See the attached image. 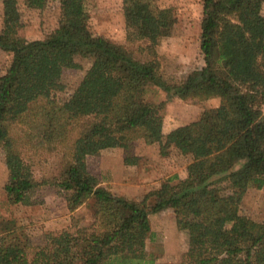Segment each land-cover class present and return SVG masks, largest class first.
<instances>
[{
  "label": "trees",
  "instance_id": "16d2710c",
  "mask_svg": "<svg viewBox=\"0 0 264 264\" xmlns=\"http://www.w3.org/2000/svg\"><path fill=\"white\" fill-rule=\"evenodd\" d=\"M19 1L1 0L0 51L12 55L0 75L5 201L31 206L39 187H51L70 213L91 201L92 222L33 244L16 220L0 218V264H159L146 250L149 217L167 209L178 224L196 220L180 264H264V221L235 208L237 191L264 186V0H201L203 66L180 82L160 71L158 47L177 24L175 9L162 0H121L126 44L92 32L86 0H60L57 27L26 39ZM22 1L38 9L48 2ZM75 57L91 65L58 102L50 75ZM150 88L163 99H147ZM213 98L219 105L204 119L164 137L167 103ZM139 140L157 144L161 157L172 147L187 164L184 179L163 180L136 200L103 187L87 156L113 142L133 166ZM34 156L59 161L56 174L37 180L27 161Z\"/></svg>",
  "mask_w": 264,
  "mask_h": 264
},
{
  "label": "rangeland",
  "instance_id": "374dc122",
  "mask_svg": "<svg viewBox=\"0 0 264 264\" xmlns=\"http://www.w3.org/2000/svg\"><path fill=\"white\" fill-rule=\"evenodd\" d=\"M59 1L48 0L42 9L19 1L18 8L26 39H42L57 27ZM162 3L175 9L177 24L172 35L163 40L158 47L160 71L166 79L180 82L190 72L203 66L199 51L202 2L162 0ZM86 7L90 17L89 26L93 33L106 36L115 43L126 44L121 0H86ZM1 26L0 0V28ZM127 47L134 50V54H139L135 52L133 46ZM11 58L10 53L0 51V75L8 68ZM90 65V59L75 57L71 66L60 67L51 73V80L58 88L56 94L58 102H64L72 94ZM146 97L159 102L164 95L160 90L150 88ZM214 103L213 99L167 103L163 110L164 137L176 127L204 119L206 114L215 108ZM134 153L138 158L137 163L127 166L123 163L122 150L116 144L99 143L90 149L87 168L111 193L136 200L157 188L163 180L174 176L177 180H182L186 175L187 161L172 147L167 157H161L157 144L146 145L139 140L135 142ZM27 161L32 163L37 180L56 174L59 168V161L54 159L45 162L34 156ZM5 179L6 170L0 158V218L16 220L18 225L24 227L33 244H45L62 230H74L77 226H87L92 222L91 201L70 213L62 193L51 187H39L34 193L31 206L8 205L2 191ZM235 208L240 215L253 221H264V186L260 190L249 188L237 191ZM149 219L151 236L147 241V252L152 254L159 264H180L189 237L196 231V220L178 224L171 209L151 215Z\"/></svg>",
  "mask_w": 264,
  "mask_h": 264
},
{
  "label": "crops",
  "instance_id": "0c3cea01",
  "mask_svg": "<svg viewBox=\"0 0 264 264\" xmlns=\"http://www.w3.org/2000/svg\"><path fill=\"white\" fill-rule=\"evenodd\" d=\"M199 69V68H198ZM196 70V69H195ZM210 100V99H209ZM213 100H214V104H215V108L219 105V99H217V98H213ZM208 101V100H207ZM263 112H264V108H263ZM185 177H186V175H185ZM185 177H183V179L185 178Z\"/></svg>",
  "mask_w": 264,
  "mask_h": 264
}]
</instances>
